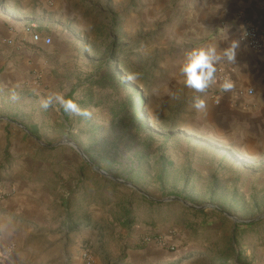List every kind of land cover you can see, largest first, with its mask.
<instances>
[{"label": "rangeland", "instance_id": "obj_1", "mask_svg": "<svg viewBox=\"0 0 264 264\" xmlns=\"http://www.w3.org/2000/svg\"><path fill=\"white\" fill-rule=\"evenodd\" d=\"M78 1L63 14L66 24L34 27L43 38H53L45 50L32 44L24 28L0 27V37L16 38V44L22 43L17 48L30 56L26 61L19 55L13 67L9 59L0 65V84L6 74L16 86L0 100V108L6 110L0 112L5 116L0 128L7 132L0 182L8 180L16 187L14 193L21 186L42 191V207L34 214L49 230L57 225L65 231L60 225L64 223L71 226L73 233L66 239L87 245L102 260L155 247V240L164 236L155 231L160 226L167 229L168 250L177 253V262L264 264V219L244 223L264 215V156L240 161V168L218 151L199 145L185 150L187 142L180 135L186 87H169L173 71H181L189 51L174 42L180 31L173 35L171 30L173 20L181 17L179 0L155 12L148 8L145 17L141 11L140 23L135 24L120 21L111 0ZM114 41L122 51L112 58ZM116 64L145 100L143 108L140 98L136 102L139 126L131 123L128 94L118 79L105 80L106 89L86 86ZM38 87L44 90L36 95ZM73 91L72 100L90 115L66 113L56 104L42 106L50 95L69 99ZM154 116L167 123L153 125ZM65 139L102 171L132 186L98 173L71 146L50 147ZM0 196L6 198L1 192ZM173 197L204 208L165 201ZM133 223L147 224L148 233L140 234L142 243L130 245L126 239L135 233Z\"/></svg>", "mask_w": 264, "mask_h": 264}, {"label": "crops", "instance_id": "obj_2", "mask_svg": "<svg viewBox=\"0 0 264 264\" xmlns=\"http://www.w3.org/2000/svg\"><path fill=\"white\" fill-rule=\"evenodd\" d=\"M172 1L111 0L110 7L121 15L120 21L135 24L140 23L141 11L145 17L150 8L155 12V8ZM1 3L0 27L22 29L34 26L51 29L57 27V23L66 24L68 20L62 17L63 14L69 12L79 1L2 0ZM179 5L182 8L181 17L173 20L171 24L173 35L180 31L174 42L188 46L189 51L185 52V56L193 48L215 46L220 55V59L214 62L215 72L222 68L229 75L228 79L220 80L214 72L206 87L196 90L186 83L184 72L173 71L170 91L184 84L187 92V104L181 114L182 125L179 127L182 139L187 142L185 150L189 145H199L210 151H218L221 157L231 159L237 163V167L244 168L243 165L240 166V161L264 156V51L248 50L239 40L236 27L245 20L258 26L264 34V0H179L176 6ZM143 6L147 9L143 10ZM1 36L0 65L9 59L13 67L14 61L19 62V55L24 56L26 61L30 58L24 48H17L22 45L21 42L16 44L15 39L14 45H8L3 41L7 36ZM234 42V54L229 59L223 53L231 49ZM35 46H40L43 50L51 47L44 43ZM22 67L20 66V70H23ZM226 84L230 86L225 87ZM15 87L5 74L0 84V100H6L9 89ZM43 90L44 88L38 87L34 94H40ZM251 90L253 94H249ZM198 101H203L201 107L196 106ZM5 111V108H0V112ZM173 115L171 114L172 119ZM2 117L5 116L0 118ZM151 123L160 126L167 121L162 123L154 116ZM229 150H232L231 154ZM6 154L7 132L4 127L0 128V164H3ZM7 173L4 168L3 176ZM12 186L8 180L0 182V192L6 196L0 200V264H83V251L89 250L93 255L87 245L66 239L67 233H73L71 226L67 228L64 223L60 225L65 231L57 225L49 230L45 220L34 214L42 207V191L40 193L39 190L34 191L36 188L21 186L14 193L16 187ZM38 195H41L40 200ZM89 223L87 221L85 225ZM134 225L135 223L132 224ZM139 225L134 226L135 233L127 237V244L142 243L143 236L140 234L148 233V228L147 224ZM155 231L164 233V246H144L127 254H120L116 260L110 257L102 260L101 257L93 255L95 264H188L177 262V253L168 250L170 247L166 236L167 229L159 226ZM9 250L11 253H8Z\"/></svg>", "mask_w": 264, "mask_h": 264}, {"label": "clouds", "instance_id": "obj_3", "mask_svg": "<svg viewBox=\"0 0 264 264\" xmlns=\"http://www.w3.org/2000/svg\"><path fill=\"white\" fill-rule=\"evenodd\" d=\"M224 51L223 55L229 59L233 57V49ZM220 59L215 46L193 48L186 54V59L182 65L181 71L186 75V83L196 90H203L215 72L214 62ZM230 85H225L229 87ZM59 105L66 113H74L77 115H90L86 110L81 109L72 99L65 98L62 94H53L42 101V106L47 108L50 105ZM203 101H198L196 106L201 107Z\"/></svg>", "mask_w": 264, "mask_h": 264}, {"label": "built area", "instance_id": "obj_4", "mask_svg": "<svg viewBox=\"0 0 264 264\" xmlns=\"http://www.w3.org/2000/svg\"><path fill=\"white\" fill-rule=\"evenodd\" d=\"M34 29V26H26L24 28V33L26 36L28 35L30 37L33 44L39 45L40 43H44L46 46H51L53 44V39L51 37L43 38V36L34 31ZM9 32L13 33L10 29ZM236 33L239 40L248 50L253 52L264 51V34L258 26L244 20L237 25ZM15 39L16 38L13 37H5L3 38V41L5 44L14 45ZM215 74L220 80H226L229 77L227 71L222 68H218ZM249 94H253V91H249ZM0 198H2V196H0ZM155 244L162 246L164 244L163 238L156 239ZM8 253H11V250H9ZM81 258L83 264H95V259L89 250L83 251Z\"/></svg>", "mask_w": 264, "mask_h": 264}, {"label": "trees", "instance_id": "obj_5", "mask_svg": "<svg viewBox=\"0 0 264 264\" xmlns=\"http://www.w3.org/2000/svg\"><path fill=\"white\" fill-rule=\"evenodd\" d=\"M120 51H122V49L120 47L117 46L116 41H114V44L112 45V47H110L109 49V54L110 56L113 58L115 57ZM126 72H121V65L120 64H116L115 68L112 70H109L108 73H104L102 74V72L99 73V75H96L92 80L88 81L86 83V86L93 88V87H100L102 89H106L108 87V84H106L104 81L108 80L109 78H111V80H117L118 79V83L123 84L126 92L128 94V100H129V104L130 107L132 108V119H131V123L135 124V125H140V121H141V115L139 114V108L137 106V101L138 98L141 99V107L143 108L145 105V100L142 98V94L140 92H138V87L137 85H131L124 77L123 75ZM75 91V89H74ZM74 91L69 95V99H72L73 95H74ZM136 99V100H135ZM143 115L146 117V112L143 110ZM123 224H128V222H123Z\"/></svg>", "mask_w": 264, "mask_h": 264}, {"label": "water", "instance_id": "obj_6", "mask_svg": "<svg viewBox=\"0 0 264 264\" xmlns=\"http://www.w3.org/2000/svg\"><path fill=\"white\" fill-rule=\"evenodd\" d=\"M60 145H68V146L73 147L91 167H93L98 173L102 174L103 176H105V177H107L109 179L118 181V182H120L122 184H125L127 186H132L130 183H126L124 181L118 180V179L110 176L106 172L102 171L99 167H97L94 163H92L89 160V158L85 155V153L74 142H72L70 140L65 139V140H63V141H61V142H59V143H57L55 145H52L50 147H55V146H60ZM165 201L166 202H168V201H178V202H181L182 204H184L187 207H193L195 209H203L204 208V207H196V206L192 205L191 203H189V202H187V201H185V200H183V199H181L179 197H173L171 200H165ZM216 209H218V208H216ZM219 211H221V210H219ZM224 214L229 216L227 213H224ZM261 219H264V215L262 217L257 218L256 220L247 221V222H244V223H253V222L259 221Z\"/></svg>", "mask_w": 264, "mask_h": 264}]
</instances>
